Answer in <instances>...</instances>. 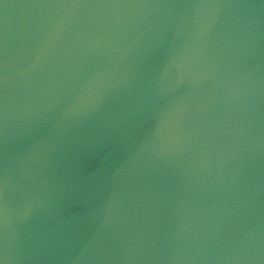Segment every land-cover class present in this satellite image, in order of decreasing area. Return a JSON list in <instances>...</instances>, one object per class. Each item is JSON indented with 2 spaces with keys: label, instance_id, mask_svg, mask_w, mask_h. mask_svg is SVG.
I'll return each instance as SVG.
<instances>
[{
  "label": "water",
  "instance_id": "water-1",
  "mask_svg": "<svg viewBox=\"0 0 264 264\" xmlns=\"http://www.w3.org/2000/svg\"><path fill=\"white\" fill-rule=\"evenodd\" d=\"M0 264H264V0H0Z\"/></svg>",
  "mask_w": 264,
  "mask_h": 264
}]
</instances>
